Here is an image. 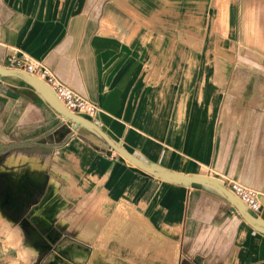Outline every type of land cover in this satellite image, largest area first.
Masks as SVG:
<instances>
[{"label": "crops", "instance_id": "0c3cea01", "mask_svg": "<svg viewBox=\"0 0 264 264\" xmlns=\"http://www.w3.org/2000/svg\"><path fill=\"white\" fill-rule=\"evenodd\" d=\"M14 59L96 103L95 123L145 164L258 190L264 226V103L217 106L209 81L264 75V0H0V66ZM0 154V175L41 198L31 215L44 195L58 204L47 247L0 212V264H264V234L217 190L142 172L13 75Z\"/></svg>", "mask_w": 264, "mask_h": 264}, {"label": "water", "instance_id": "95a60500", "mask_svg": "<svg viewBox=\"0 0 264 264\" xmlns=\"http://www.w3.org/2000/svg\"><path fill=\"white\" fill-rule=\"evenodd\" d=\"M0 75H13L18 76L24 79L44 100L45 102L61 114L64 118L69 120L75 127H82L93 133L103 142H105L110 148L111 152H116L121 158L132 164L137 169L142 172L156 177L161 180L186 183V184H201L204 186H208L217 190L221 195H223L233 206V210L237 212L243 220L250 225L253 229L258 232L264 234V226H262L258 219L251 214L246 206L233 195V193L227 188V186L223 185L216 180L211 178L195 176V175H187L183 173L173 172L165 169L156 168L150 165L145 164L143 161L129 153L123 146L117 143L114 139H112L94 120H90L81 115L75 114L69 111L55 96L52 90L45 85L42 81L37 78L29 75L27 72L21 69L8 68L6 66H0ZM256 83V77L254 75L248 80L247 84H245V89L240 92L239 96L245 102H250L251 97L254 93V87ZM246 105V104H245ZM264 218V216H263ZM57 251L64 256L63 252Z\"/></svg>", "mask_w": 264, "mask_h": 264}, {"label": "built area", "instance_id": "2783aa9c", "mask_svg": "<svg viewBox=\"0 0 264 264\" xmlns=\"http://www.w3.org/2000/svg\"><path fill=\"white\" fill-rule=\"evenodd\" d=\"M8 68L21 69L47 85L57 99L71 112L94 120L99 108L98 105L83 98L69 87L62 84L58 78L42 63L24 62L21 59L10 60ZM227 188L255 215L262 210L261 194L239 182H230Z\"/></svg>", "mask_w": 264, "mask_h": 264}, {"label": "rangeland", "instance_id": "374dc122", "mask_svg": "<svg viewBox=\"0 0 264 264\" xmlns=\"http://www.w3.org/2000/svg\"><path fill=\"white\" fill-rule=\"evenodd\" d=\"M215 43H218L216 40H215ZM205 50V48H204ZM212 54V53H211ZM218 54V50H215V55L217 56ZM215 56V57H216ZM235 67L232 68L231 72L228 74L229 77H224V78H217V79H210V83L216 87L215 91L218 92L216 94H214L212 96V101L213 102H216L217 103V106H232L231 104H229L230 102H232L234 99H236V96L245 89V84H247L248 80H249V77H248V72L249 71H246V72H243L244 75H241L240 78H236V76H234L233 78H230V76L232 75L233 73V70H234ZM238 72V71H237ZM221 74V72H220ZM215 75H217V73H215ZM233 76V75H232ZM199 82V87L203 86L204 87V81L202 79H199L198 80ZM215 83V84H213ZM256 85H257V88L259 87L260 90L262 89L263 91L260 93V94H255V90H254V93L251 97V103H255V102H258V103H264V75L259 78L256 82ZM258 88V90H259ZM225 92V94L222 92V90ZM200 93V92H199ZM255 95H256V98H255ZM202 97L201 94H199V98ZM203 98H206V96H204ZM226 100V102H225ZM251 115H254L253 112L250 113ZM5 154H0V165L2 164L3 162V157H4ZM11 162V163H10ZM25 163V162H29L31 165L33 166H36V162L33 161V160H30V159H25V158H17V159H8L6 161L7 164H17V163ZM3 175H0V178L2 177ZM58 204L56 203V200L53 199V198H50L48 196H45V198L43 199V201L41 202L40 206L36 207L35 208V211L33 212L32 214V217L34 219H39V217H42V219L46 222V220H49L50 216L54 213V211L56 210ZM0 212H3V210L0 208ZM4 214V212H3ZM4 217H8L7 214H4ZM6 223V219L3 218V215H1L0 213V224L2 225V223ZM49 223V221H47ZM8 224V223H7ZM6 224V225H7ZM66 244H63V245H60V249H66ZM68 245V244H67ZM67 252L66 250L64 251V254L67 255ZM71 258H74L76 259V256H73Z\"/></svg>", "mask_w": 264, "mask_h": 264}, {"label": "flooded vegetation", "instance_id": "af4514ba", "mask_svg": "<svg viewBox=\"0 0 264 264\" xmlns=\"http://www.w3.org/2000/svg\"><path fill=\"white\" fill-rule=\"evenodd\" d=\"M37 199L41 198H38L37 193L31 186L14 185L4 177L0 178V207L4 214H7L8 218L13 221L20 223L28 237H32L35 241L41 243L40 247H47L48 243H55L49 239L48 223L44 220L36 223V219L29 213L30 205L25 207L27 204L34 203Z\"/></svg>", "mask_w": 264, "mask_h": 264}, {"label": "bare ground", "instance_id": "6f19581e", "mask_svg": "<svg viewBox=\"0 0 264 264\" xmlns=\"http://www.w3.org/2000/svg\"><path fill=\"white\" fill-rule=\"evenodd\" d=\"M11 163V162H10ZM9 165V164H8ZM11 165V164H10ZM62 251H63V249H62ZM69 256V255H68Z\"/></svg>", "mask_w": 264, "mask_h": 264}]
</instances>
